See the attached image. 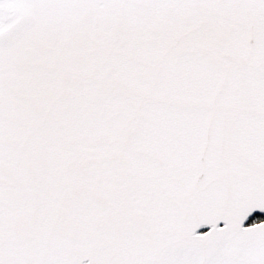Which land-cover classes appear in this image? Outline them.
I'll return each mask as SVG.
<instances>
[{
  "label": "snow or ice",
  "instance_id": "1",
  "mask_svg": "<svg viewBox=\"0 0 264 264\" xmlns=\"http://www.w3.org/2000/svg\"><path fill=\"white\" fill-rule=\"evenodd\" d=\"M0 264H264V0H0Z\"/></svg>",
  "mask_w": 264,
  "mask_h": 264
}]
</instances>
